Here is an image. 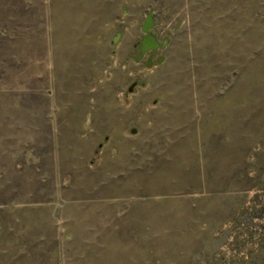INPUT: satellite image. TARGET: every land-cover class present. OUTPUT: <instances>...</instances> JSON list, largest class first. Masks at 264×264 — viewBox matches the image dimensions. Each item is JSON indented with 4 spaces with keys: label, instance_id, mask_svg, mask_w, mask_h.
Masks as SVG:
<instances>
[{
    "label": "rangeland",
    "instance_id": "rangeland-1",
    "mask_svg": "<svg viewBox=\"0 0 264 264\" xmlns=\"http://www.w3.org/2000/svg\"><path fill=\"white\" fill-rule=\"evenodd\" d=\"M0 264H264V0H0Z\"/></svg>",
    "mask_w": 264,
    "mask_h": 264
},
{
    "label": "water",
    "instance_id": "water-1",
    "mask_svg": "<svg viewBox=\"0 0 264 264\" xmlns=\"http://www.w3.org/2000/svg\"><path fill=\"white\" fill-rule=\"evenodd\" d=\"M153 25H154L153 17L152 14L149 13L141 28L142 32L144 33V36L139 43V54L136 57V61H138L144 54L150 51L157 50L161 45L157 37L153 33H151ZM151 60H152V56L150 55L148 58L147 67H149Z\"/></svg>",
    "mask_w": 264,
    "mask_h": 264
},
{
    "label": "flooded vegetation",
    "instance_id": "flooded-vegetation-1",
    "mask_svg": "<svg viewBox=\"0 0 264 264\" xmlns=\"http://www.w3.org/2000/svg\"><path fill=\"white\" fill-rule=\"evenodd\" d=\"M145 55V54H144ZM152 58H153V56H152Z\"/></svg>",
    "mask_w": 264,
    "mask_h": 264
},
{
    "label": "bare ground",
    "instance_id": "bare-ground-1",
    "mask_svg": "<svg viewBox=\"0 0 264 264\" xmlns=\"http://www.w3.org/2000/svg\"><path fill=\"white\" fill-rule=\"evenodd\" d=\"M170 94V93H169Z\"/></svg>",
    "mask_w": 264,
    "mask_h": 264
}]
</instances>
